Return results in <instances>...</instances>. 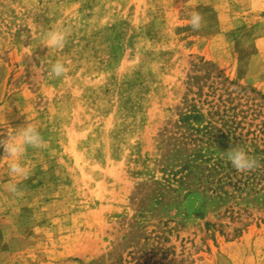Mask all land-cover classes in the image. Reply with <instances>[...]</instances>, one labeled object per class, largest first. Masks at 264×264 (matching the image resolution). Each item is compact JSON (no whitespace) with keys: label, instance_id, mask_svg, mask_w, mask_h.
Listing matches in <instances>:
<instances>
[{"label":"rangeland","instance_id":"374dc122","mask_svg":"<svg viewBox=\"0 0 264 264\" xmlns=\"http://www.w3.org/2000/svg\"><path fill=\"white\" fill-rule=\"evenodd\" d=\"M213 83L264 96V0H0V121L47 141L22 196L0 187V264H264V100L236 130L261 161L247 174L221 157L223 125L175 126Z\"/></svg>","mask_w":264,"mask_h":264},{"label":"clouds","instance_id":"9594fccd","mask_svg":"<svg viewBox=\"0 0 264 264\" xmlns=\"http://www.w3.org/2000/svg\"><path fill=\"white\" fill-rule=\"evenodd\" d=\"M187 15L191 29H200L203 23L202 14L192 10ZM66 38L65 32L52 26L40 37V40L45 47L55 52L64 47ZM68 71L65 63L58 59L51 65L49 76L60 78ZM0 124L7 125L0 127V150H2L0 151V177H7V181L0 187L13 196H22L23 190L19 186L32 176L34 170L33 163L28 158L29 150H43L47 141L31 117H27L25 123L15 126L9 121H0ZM220 154L240 174L250 173L261 166L260 159L251 154L247 145H237L221 151Z\"/></svg>","mask_w":264,"mask_h":264},{"label":"trees","instance_id":"16d2710c","mask_svg":"<svg viewBox=\"0 0 264 264\" xmlns=\"http://www.w3.org/2000/svg\"><path fill=\"white\" fill-rule=\"evenodd\" d=\"M207 65L208 63L203 64V66ZM195 68L199 67L195 66ZM218 78H220V75H218ZM203 79L205 81L208 80L207 77H204ZM192 80L195 81L196 78H192ZM226 81L227 80H225V82ZM204 85H206V83ZM214 85L215 83L208 87L207 93L203 92V88L205 86L199 87L196 94L200 100L192 99L190 104L185 105L186 107L178 115L179 119L175 123V126H178V130L187 128L189 130V134L187 135V131H182L181 136L183 138L186 136L192 138L194 133H201L204 136H207L210 132V126H212V124H221L223 125V128L227 129L223 131L219 130L218 132L220 133V135L214 136L213 138L214 141L216 140L215 142H217L218 140L221 141V143H219L221 145L220 147H222V151H226L231 147H235L234 142H236V139L238 140L236 130L240 128L244 120H246L248 116H258L257 111L259 107L262 108L263 104H259L256 102L259 101V99L263 101L264 96L257 93L253 89L251 90V93L255 94L253 98H251L250 96H246V94L244 93L246 92L245 88H240L239 91L238 89L230 88L232 86H235L234 83H228V87L221 89H219L218 87H214ZM220 92L222 93L217 97V94ZM202 97H204V101L202 102L203 106H206L208 108L206 113H204V110L197 105L198 103H201ZM242 100H244L245 104H242ZM203 124L204 126L202 129L195 128V125ZM239 136H242V133H239ZM181 155L182 154H178L177 156ZM183 168H185L184 170L189 169L192 172V169L197 170L198 166H190L187 164ZM223 169V163H218L214 167V170ZM188 174L190 175V172ZM188 176L183 177L182 182H184V180L186 181V178H188Z\"/></svg>","mask_w":264,"mask_h":264}]
</instances>
